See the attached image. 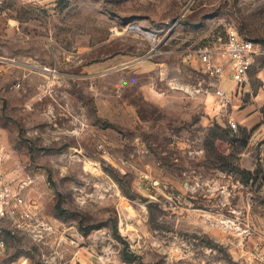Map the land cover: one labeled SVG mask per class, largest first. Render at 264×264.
I'll list each match as a JSON object with an SVG mask.
<instances>
[{
    "label": "rangeland",
    "instance_id": "obj_1",
    "mask_svg": "<svg viewBox=\"0 0 264 264\" xmlns=\"http://www.w3.org/2000/svg\"><path fill=\"white\" fill-rule=\"evenodd\" d=\"M6 2L0 164L26 215L0 264H264V0ZM231 30L261 52L223 106L198 50Z\"/></svg>",
    "mask_w": 264,
    "mask_h": 264
},
{
    "label": "built area",
    "instance_id": "obj_2",
    "mask_svg": "<svg viewBox=\"0 0 264 264\" xmlns=\"http://www.w3.org/2000/svg\"><path fill=\"white\" fill-rule=\"evenodd\" d=\"M23 4L32 6L43 3L52 2L54 0H17ZM7 9L6 0H0V12ZM261 52V45L253 39L240 36L236 31L227 32V37L222 46L216 51H212L208 47L198 50V57L205 65L206 69L218 76L223 74V65L220 59H227L229 74L234 80L237 90L241 91L247 86L248 72L256 64L257 57ZM217 97L223 106H227L231 101L230 92L217 88ZM229 125L236 128L233 119H229ZM15 178L7 179L5 172L0 164V222L5 220L11 221L10 232L14 234L17 230L23 228L22 222L19 220L26 215V200L21 195L24 180L14 181ZM5 248V243L0 240V252Z\"/></svg>",
    "mask_w": 264,
    "mask_h": 264
},
{
    "label": "crops",
    "instance_id": "obj_3",
    "mask_svg": "<svg viewBox=\"0 0 264 264\" xmlns=\"http://www.w3.org/2000/svg\"><path fill=\"white\" fill-rule=\"evenodd\" d=\"M222 76H225V77L227 76L228 79L223 77V80L221 81V87L225 90L233 89V87L235 86V82L232 80V78L229 74L228 68L224 69ZM236 89H237V87H236ZM240 94L241 93L234 95L233 100H232V106L234 104L236 105L237 102L240 101ZM253 110L254 111L256 110L254 105H247L246 104L244 107H241L240 110L238 108L236 110H232V112H231L232 116H230V117L236 118V120L238 121V124L241 125L242 127L250 128L251 126H253L258 121V112H256V111L252 113L253 115L247 116V114Z\"/></svg>",
    "mask_w": 264,
    "mask_h": 264
},
{
    "label": "trees",
    "instance_id": "obj_4",
    "mask_svg": "<svg viewBox=\"0 0 264 264\" xmlns=\"http://www.w3.org/2000/svg\"><path fill=\"white\" fill-rule=\"evenodd\" d=\"M245 131V128L242 130ZM252 131V130H251ZM62 200L59 198L54 204L55 210L58 214H64L66 211L61 207ZM119 237V236H118Z\"/></svg>",
    "mask_w": 264,
    "mask_h": 264
},
{
    "label": "bare ground",
    "instance_id": "obj_5",
    "mask_svg": "<svg viewBox=\"0 0 264 264\" xmlns=\"http://www.w3.org/2000/svg\"><path fill=\"white\" fill-rule=\"evenodd\" d=\"M149 37H153V35L151 33H146Z\"/></svg>",
    "mask_w": 264,
    "mask_h": 264
}]
</instances>
